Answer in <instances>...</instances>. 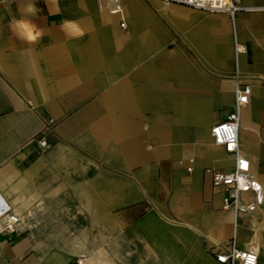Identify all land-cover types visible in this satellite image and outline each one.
<instances>
[{"label": "crops", "instance_id": "obj_1", "mask_svg": "<svg viewBox=\"0 0 264 264\" xmlns=\"http://www.w3.org/2000/svg\"><path fill=\"white\" fill-rule=\"evenodd\" d=\"M118 2L0 0V200L18 216L0 264H224L230 239L264 264V200L224 208L205 170L234 166L210 127L247 83L239 144L264 193V0Z\"/></svg>", "mask_w": 264, "mask_h": 264}, {"label": "built area", "instance_id": "obj_2", "mask_svg": "<svg viewBox=\"0 0 264 264\" xmlns=\"http://www.w3.org/2000/svg\"><path fill=\"white\" fill-rule=\"evenodd\" d=\"M177 2L206 12L227 11L234 14L241 9H250L251 6L242 4L241 0H165ZM260 8L264 9V5ZM118 6L111 10H117ZM250 85L245 84L236 88L234 107L226 117L213 123L210 133L215 143L224 146L225 150L233 156L234 166L231 170L219 171L211 167L205 170L212 175L215 185H222L226 189L223 197V207L233 209H255L264 200V193L261 182L250 172V163L246 155L241 152L239 144L240 109L249 101ZM39 139L42 145L46 144L43 136ZM247 190L254 192V199L249 203L241 202V193ZM6 219L7 229L13 228V223L18 216L11 211L9 204L0 200V218ZM215 259L224 264H256L257 252L253 249H241L235 245L233 239L225 242L221 248L214 251Z\"/></svg>", "mask_w": 264, "mask_h": 264}, {"label": "clouds", "instance_id": "obj_3", "mask_svg": "<svg viewBox=\"0 0 264 264\" xmlns=\"http://www.w3.org/2000/svg\"><path fill=\"white\" fill-rule=\"evenodd\" d=\"M34 7V6H33ZM43 33L39 31L38 29L33 28V31L21 34L20 39L25 42H36L42 37Z\"/></svg>", "mask_w": 264, "mask_h": 264}, {"label": "bare ground", "instance_id": "obj_4", "mask_svg": "<svg viewBox=\"0 0 264 264\" xmlns=\"http://www.w3.org/2000/svg\"><path fill=\"white\" fill-rule=\"evenodd\" d=\"M109 1V6H110V11L113 13H117L119 11V7L117 10H111L112 7L118 6L119 5V0H108Z\"/></svg>", "mask_w": 264, "mask_h": 264}, {"label": "rangeland", "instance_id": "obj_5", "mask_svg": "<svg viewBox=\"0 0 264 264\" xmlns=\"http://www.w3.org/2000/svg\"><path fill=\"white\" fill-rule=\"evenodd\" d=\"M94 2V1H93ZM96 3V2H95Z\"/></svg>", "mask_w": 264, "mask_h": 264}]
</instances>
